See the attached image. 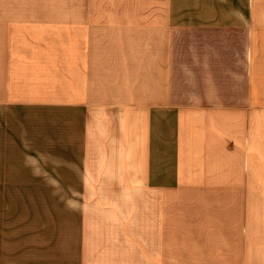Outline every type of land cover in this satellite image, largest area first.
Masks as SVG:
<instances>
[{"label":"crops","instance_id":"1","mask_svg":"<svg viewBox=\"0 0 264 264\" xmlns=\"http://www.w3.org/2000/svg\"><path fill=\"white\" fill-rule=\"evenodd\" d=\"M142 216L264 264V0H0V264H141Z\"/></svg>","mask_w":264,"mask_h":264},{"label":"rangeland","instance_id":"2","mask_svg":"<svg viewBox=\"0 0 264 264\" xmlns=\"http://www.w3.org/2000/svg\"><path fill=\"white\" fill-rule=\"evenodd\" d=\"M146 197V198H145ZM149 198V199H148ZM153 198L149 197L148 195L144 196V195H141V202H148V200H152ZM147 209H144L142 210V214L146 213ZM162 211L159 210V213H161ZM141 214V215H142ZM144 221V216H142V223ZM143 228L142 230V235H141V264H144V262H153V257H151L153 255V251H154V240H153V236L151 237H146V243L143 242V238H145V236L149 235V234H153V232L151 231V233H146V235H144V223L143 225L141 226ZM149 240V241H148ZM158 246H162V249H167L168 250V245L169 243L168 242H159L157 243ZM160 252V250H158ZM145 255V256H143ZM145 257V258H143Z\"/></svg>","mask_w":264,"mask_h":264}]
</instances>
